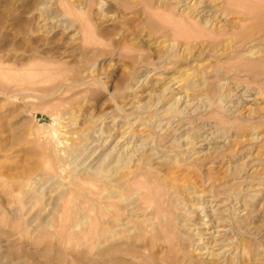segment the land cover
Returning <instances> with one entry per match:
<instances>
[{"label":"rangeland","instance_id":"374dc122","mask_svg":"<svg viewBox=\"0 0 264 264\" xmlns=\"http://www.w3.org/2000/svg\"><path fill=\"white\" fill-rule=\"evenodd\" d=\"M254 1L0 0V264H264Z\"/></svg>","mask_w":264,"mask_h":264},{"label":"bare ground","instance_id":"6f19581e","mask_svg":"<svg viewBox=\"0 0 264 264\" xmlns=\"http://www.w3.org/2000/svg\"><path fill=\"white\" fill-rule=\"evenodd\" d=\"M215 3V2H214ZM241 4V3H240ZM124 5V4H123ZM237 5V4H236ZM231 7V6H230ZM229 7V8H230ZM217 8H218V6H217ZM220 8V7H219ZM233 8V7H232ZM232 8H230V9H232ZM239 8V7H238ZM236 9V8H235ZM244 9H246V10H248V9H250V11H248L249 12V15H251L252 17H251V19L253 18V19H255L256 21H259L258 22V24H254V25H252L251 24V26H248L247 28H245V26H244V28L243 27H241L242 28V32H240V33H236V35H235V38H232L233 40L234 39H237V38H239V41H245V40H247V38L248 37H251V36H253V34L255 33V32H257L258 31V33L259 32H261L263 29H262V23H263V17H264V3H263V0L262 1H254V2H251V4H249V6H246V8H244L243 6H242V8H241V11H239V13H242V15H243V13H245L244 11H242V10H244ZM225 11H226V8L224 9ZM70 11V10H69ZM213 13V12H212ZM222 13H224L223 11H221V9H219V10H217L216 9V11H215V13H214V17H217V18H222ZM236 13V12H235ZM234 14V13H233ZM246 14V13H245ZM235 15H237V14H235ZM46 16V15H45ZM224 16V15H223ZM229 16V15H228ZM244 16V15H243ZM242 16V17H243ZM248 16V15H247ZM47 17V16H46ZM241 18V17H240ZM247 17H245V18H241V20L242 19H246ZM44 19V18H43ZM226 19V18H225ZM249 19V18H248ZM48 20V19H47ZM43 21V20H42ZM44 22V21H43ZM237 22V21H236ZM234 23V22H233ZM261 23V24H260ZM220 24V23H219ZM235 24V23H234ZM234 24L232 25L233 27H234ZM242 24V23H241ZM44 25V24H43ZM217 25V23H215L213 26H216ZM67 27H69V26H66V28ZM240 28V27H239ZM69 29V28H68ZM81 29V28H80ZM244 29V30H243ZM216 31V33L217 32H219L221 29L220 28H218V27H216V29H215ZM224 30V29H223ZM239 30H241V29H239ZM82 32H83V36H85L86 35V32H84V29L82 28ZM214 32V30H213V33H212V35H215L216 33ZM233 32H235V31H233ZM253 32V33H252ZM233 34V33H232ZM231 34V35H232ZM211 35V34H210ZM218 35V34H217ZM234 35V34H233ZM232 39H231V41H232ZM254 39V38H253ZM220 40H221V38H220ZM219 40V41H220ZM228 40V39H227ZM217 41H218V39H217ZM230 41V42H231ZM230 42H229V44H230ZM248 42V41H247ZM246 42V43H247ZM217 43V42H216ZM244 43V42H243ZM241 44H242V42H241ZM239 45V44H238ZM224 46V45H223ZM77 84V83H76ZM173 123V122H172ZM178 129V128H177ZM176 130V129H175ZM200 135V134H199ZM201 137H203V136H201ZM195 138V137H194ZM196 139H197V137H196ZM205 139V138H204ZM195 141V140H194ZM197 141V140H196ZM199 141V140H198ZM203 141V140H202ZM193 143V142H192ZM136 147V146H135ZM123 148H124V146H123ZM132 148H133V146H132ZM131 147H130V149H132ZM125 149H127V147H125L124 148V150ZM134 149V148H133ZM136 149V148H135ZM144 150V149H143ZM142 150V151H143ZM150 150V149H149ZM133 151H136V150H133ZM154 151V150H153ZM123 152H125V151H123ZM127 152H129L130 153V151H127ZM127 152H125V154H123L122 152H119V154H118V157H117V159H113V165H114V162H115V165H116V163H123L122 165L123 166H125L126 165V163H129V162H131L132 160H133V157L135 156H137V155H135V153L134 152H132V150H131V154L129 155V153H127ZM137 152V151H136ZM141 152V151H140ZM140 154V153H139ZM138 159H140V158H138ZM107 162V161H106ZM118 163V164H119ZM120 163V164H121ZM107 166V169L109 168V166H110V164H106ZM105 166V165H104ZM112 166V165H111ZM101 168H103V167H101ZM107 169L104 167L103 169H98V176L99 175H103L104 177H102L104 180L106 179L107 180V178L108 177H110L109 175H107L106 173H107ZM92 170H94V169H92ZM109 170V169H108ZM111 170V169H110ZM95 171V170H94ZM96 172V171H95ZM106 172V173H105ZM109 172V171H108ZM110 172H112V171H110ZM100 173V174H99ZM101 173H103V174H101ZM113 173V172H112ZM128 174L127 175H124V176H126V177H128V176H130L131 174H134V171H133V169H129L128 170V172H127ZM97 174V173H96ZM124 176L122 177V179L124 178ZM113 177V176H112ZM121 179V181H123ZM108 181H110V180H108ZM124 182V181H123ZM120 183V182H119ZM128 183V182H127ZM118 184V183H117ZM126 184V183H125ZM124 184V185H125ZM119 185V184H118ZM123 185V186H124ZM127 185H129V184H127ZM125 186L126 188H128V186ZM117 186V185H116ZM120 187V189L122 188V185L120 184V186H118V188ZM125 187H123V188H125ZM171 187H173V186H171ZM117 188V189H118ZM122 188V189H123ZM125 188V189H126ZM119 189V191H118V196H119V198H123L124 197V195L123 194H120V190ZM173 189V188H172ZM176 189V188H175ZM174 189V190H175ZM177 189H178V187H177ZM127 190V189H126ZM137 193V192H136ZM155 196H156V193H155ZM154 196V197H155ZM156 198V197H155ZM102 199H104V198H102ZM153 199V198H152ZM89 200H94V199H89ZM155 200H157V198L155 199ZM161 200V199H160ZM159 200V201H160ZM159 201H157L158 202V204H159ZM156 204V203H155ZM202 205V204H201ZM101 206V211H102V213H105L106 211H109V212H106L105 213V216H108V218L106 219V220H101L100 219V222L97 224V226H95V227H97L96 228V231H94L96 234L95 235H98L99 236V238L98 239H96L97 240V242H96V244H98L99 246H100V248L102 247V245H104L105 244V247L111 242V239H112V237L113 236H115L116 234H117V230H119V229H116V227H121V226H125V227H128V229H130V224H131V220H130V218H132V216L130 217V214H131V212H130V214L129 215H127L128 213H127V209H126V207L125 206H121V205H119V206H116V204L115 203H104L103 205H100ZM157 206V205H156ZM156 206H151L153 209H154V211H155V213L154 214H156V215H158V214H160L159 212H160V209H155V208H157ZM113 207V208H112ZM158 207H160V205L158 206ZM110 208H112V209H110ZM115 208H116V211H115ZM164 211V210H163ZM161 214H163V217L165 216V214H164V212L162 213L161 212ZM88 215V214H87ZM102 215V214H101ZM132 215H133V213H132ZM155 215V216H156ZM154 216V215H153ZM161 216V215H160ZM162 217V218H163ZM88 217H86V219H87ZM124 218H127L126 220H124ZM160 218V217H159ZM90 219V218H89ZM88 219V220H89ZM92 219H94V217L92 218ZM96 219V218H95ZM94 219V220H95ZM99 219V218H98ZM154 219H156V218H154ZM93 220V222H95ZM241 222V221H240ZM92 226V225H91ZM94 226H92V228H93ZM95 227L93 228L94 230H95ZM123 228V227H122ZM223 231V230H222ZM89 234H90V236L93 234L94 235V232H93V230L91 229V228H89ZM87 233H88V231H87ZM119 234V233H118ZM89 236V235H88ZM87 238V237H86ZM88 239V238H87ZM91 239V238H90ZM88 240L89 242L88 243H90V241L91 240ZM229 241V240H228ZM222 243V242H221ZM91 244H93V242L91 241ZM107 244V245H106ZM225 244V243H224ZM91 245H89V247H90ZM95 246V245H94ZM94 246H92V247H94ZM97 246V245H96ZM98 246V247H99ZM109 246V245H108ZM223 246V245H222ZM104 248V247H103ZM235 248V247H234ZM93 249V248H92ZM238 249V247H236L235 248V250H237ZM105 250V249H104ZM114 250V249H113ZM113 250H111V251H113ZM99 251V250H98ZM103 253V252H102ZM101 253V251L100 252H98V254H100V255H105L104 253H106V252H104L103 254ZM108 253V252H107ZM107 253H106V255H107ZM111 253V252H110ZM116 253H118V252H116ZM211 254H213V251L212 252H210ZM242 253V252H241ZM109 254V253H108ZM100 255H97L98 257L100 256ZM105 255V256H106ZM112 254H110L109 256H111ZM108 256V255H107ZM212 256V255H211ZM101 257V256H100ZM104 257V256H103ZM232 261H234V260H228V262L226 263V264H230V263H232ZM88 262L89 261H87V264H88ZM100 263V262H99ZM98 263V264H99ZM234 263V262H233ZM89 264H91V262L89 263ZM102 264V263H101ZM196 264V263H195ZM203 264H216V263H214V261H211V262H206V263H203ZM218 264V263H217Z\"/></svg>","mask_w":264,"mask_h":264}]
</instances>
